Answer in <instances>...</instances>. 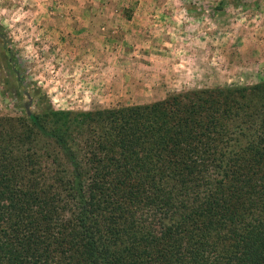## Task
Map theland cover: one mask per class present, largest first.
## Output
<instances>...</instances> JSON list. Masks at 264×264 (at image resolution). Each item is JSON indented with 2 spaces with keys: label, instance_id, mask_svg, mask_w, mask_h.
Listing matches in <instances>:
<instances>
[{
  "label": "trees",
  "instance_id": "1",
  "mask_svg": "<svg viewBox=\"0 0 264 264\" xmlns=\"http://www.w3.org/2000/svg\"><path fill=\"white\" fill-rule=\"evenodd\" d=\"M0 264H264V79L0 116Z\"/></svg>",
  "mask_w": 264,
  "mask_h": 264
},
{
  "label": "rangeland",
  "instance_id": "2",
  "mask_svg": "<svg viewBox=\"0 0 264 264\" xmlns=\"http://www.w3.org/2000/svg\"><path fill=\"white\" fill-rule=\"evenodd\" d=\"M264 79V0H0V116Z\"/></svg>",
  "mask_w": 264,
  "mask_h": 264
}]
</instances>
